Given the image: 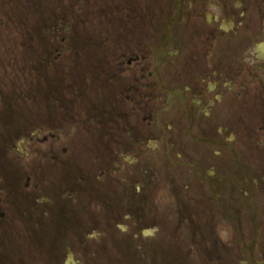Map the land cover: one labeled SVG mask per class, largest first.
I'll return each instance as SVG.
<instances>
[{
	"label": "flooded vegetation",
	"instance_id": "flooded-vegetation-1",
	"mask_svg": "<svg viewBox=\"0 0 264 264\" xmlns=\"http://www.w3.org/2000/svg\"><path fill=\"white\" fill-rule=\"evenodd\" d=\"M63 1L0 0V264H264V0Z\"/></svg>",
	"mask_w": 264,
	"mask_h": 264
},
{
	"label": "rangeland",
	"instance_id": "rangeland-1",
	"mask_svg": "<svg viewBox=\"0 0 264 264\" xmlns=\"http://www.w3.org/2000/svg\"><path fill=\"white\" fill-rule=\"evenodd\" d=\"M44 1V0H43ZM46 2L48 3H53L55 4V7L56 6H63V3L64 1L63 0H45ZM101 2H98L97 5L95 6L96 9H105V6L103 5L102 3V0H100ZM129 1H132V0H127V3L129 5ZM49 23V22H48ZM31 42L29 43H26L23 39H15V43L18 45V47L20 48V51L21 52H24V50H27V48L30 49V47L32 46V48H35L37 49L38 47V43L36 42L35 39H32L30 40ZM81 41H83L84 43H87V40L84 38V39H81ZM23 57V54H21V58ZM13 242L16 243L15 241L11 240L10 239V250L12 251L10 254H11V257H10V260H15V259H19L23 256L24 258V255L21 253V249H20V246H18V244H14L13 245ZM117 250H120L119 248H113V252H116Z\"/></svg>",
	"mask_w": 264,
	"mask_h": 264
}]
</instances>
